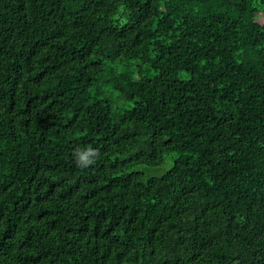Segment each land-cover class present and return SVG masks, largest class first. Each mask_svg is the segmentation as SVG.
<instances>
[{"label":"trees","instance_id":"obj_1","mask_svg":"<svg viewBox=\"0 0 264 264\" xmlns=\"http://www.w3.org/2000/svg\"><path fill=\"white\" fill-rule=\"evenodd\" d=\"M0 264H264V0H0Z\"/></svg>","mask_w":264,"mask_h":264},{"label":"rangeland","instance_id":"obj_2","mask_svg":"<svg viewBox=\"0 0 264 264\" xmlns=\"http://www.w3.org/2000/svg\"><path fill=\"white\" fill-rule=\"evenodd\" d=\"M107 94H110L109 91L107 92ZM117 95L114 96V104H115V108H119L121 111H124L126 109H128L131 105H129L128 103H124L121 100H116ZM173 156H168L166 162L164 163L163 166H160L157 169H152L151 171H148L147 174L149 176H160L163 175L167 170H169L171 168V166L173 165Z\"/></svg>","mask_w":264,"mask_h":264},{"label":"clouds","instance_id":"obj_3","mask_svg":"<svg viewBox=\"0 0 264 264\" xmlns=\"http://www.w3.org/2000/svg\"><path fill=\"white\" fill-rule=\"evenodd\" d=\"M95 153L89 151L83 155H79V162L82 164V165H86L87 163H91L92 161L88 158L89 156L91 155H94Z\"/></svg>","mask_w":264,"mask_h":264}]
</instances>
